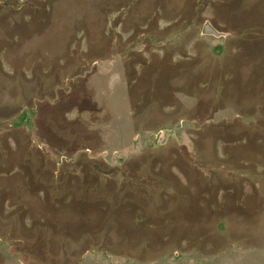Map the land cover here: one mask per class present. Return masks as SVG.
<instances>
[{
    "label": "rangeland",
    "instance_id": "374dc122",
    "mask_svg": "<svg viewBox=\"0 0 264 264\" xmlns=\"http://www.w3.org/2000/svg\"><path fill=\"white\" fill-rule=\"evenodd\" d=\"M0 264H264V0H0Z\"/></svg>",
    "mask_w": 264,
    "mask_h": 264
},
{
    "label": "water",
    "instance_id": "95a60500",
    "mask_svg": "<svg viewBox=\"0 0 264 264\" xmlns=\"http://www.w3.org/2000/svg\"><path fill=\"white\" fill-rule=\"evenodd\" d=\"M203 31H204V32H211V29L209 28L208 25H204V27H203Z\"/></svg>",
    "mask_w": 264,
    "mask_h": 264
}]
</instances>
